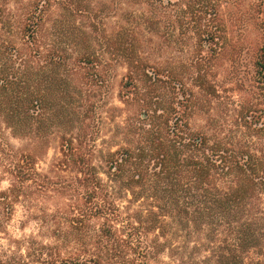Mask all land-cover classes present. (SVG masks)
I'll list each match as a JSON object with an SVG mask.
<instances>
[{
	"label": "trees",
	"instance_id": "16d2710c",
	"mask_svg": "<svg viewBox=\"0 0 264 264\" xmlns=\"http://www.w3.org/2000/svg\"><path fill=\"white\" fill-rule=\"evenodd\" d=\"M8 1L0 0V184L9 188L0 211L10 214L30 184L49 191L37 160L56 134L60 167L77 174L65 189L78 200L66 220L71 257L40 251L0 264H154L166 252L178 264H264V42L253 73L243 56L222 54L236 46L220 0H140L150 14L133 13L110 36L80 2L34 0L16 17ZM100 53L127 70L122 125L111 126L115 109L100 112ZM5 130L30 151L14 149Z\"/></svg>",
	"mask_w": 264,
	"mask_h": 264
},
{
	"label": "rangeland",
	"instance_id": "374dc122",
	"mask_svg": "<svg viewBox=\"0 0 264 264\" xmlns=\"http://www.w3.org/2000/svg\"><path fill=\"white\" fill-rule=\"evenodd\" d=\"M32 1L34 0H9L8 9L13 16L19 17L24 14L25 7ZM68 2L71 4L80 2L83 6L90 7V12L94 16L93 24L100 30V36L102 34L110 36L114 30L129 28L134 21L135 15L133 13L146 12L150 14L149 7L142 5L140 0H68ZM220 3V18L227 26V38L231 46H236L234 49L233 46H228L222 54L225 56L232 54L243 56L242 59H246V63H250V66L247 65V67L248 69L250 67L253 73V60L264 42V13H262L264 7H261L264 2L262 0H220ZM51 6L52 14L48 18L50 20L57 16L59 10L57 3H52ZM44 36V38H48L45 34ZM145 36L154 43V34H146ZM100 54H104L107 64L103 84L106 91L103 100L105 104L100 112L105 118L107 116L105 112L108 108L115 109L116 112H113V116L116 118H114L115 121L111 123V126L113 124L122 125L128 116V111L126 110L127 107L120 101L119 92L127 75V70L122 64L114 63L111 60V54ZM150 55L153 56L154 60V54ZM181 55L184 54H176V56ZM224 70L223 68L219 71L221 76L217 79L218 84L224 79ZM237 95L239 97L240 94L236 93L234 96L236 100L238 99ZM196 120L200 124L204 121L201 118ZM4 135L6 141L14 149L24 152L30 151L27 140L12 137L7 130L4 131ZM110 135L111 133L108 131L101 137L108 138ZM59 137L60 135L56 134L50 138L49 147L38 156L37 160V171L42 175L41 179L49 191L39 192L37 186L30 184L27 195L14 203L10 214L5 215L4 212L0 211V221L3 223L0 229V257L5 260L16 257L32 262L34 256L40 251L44 252L43 258L46 260L53 258V260L62 261L71 257V254L73 255L74 247L65 238V230L66 220L71 214L72 206L77 203L78 197L65 188L73 184V179L77 174L74 169L61 168L59 165L60 161L64 159ZM8 188V180L0 184L1 191ZM99 224L98 220L91 222L87 234H93V230ZM85 241L80 248L89 243V241ZM154 264H178V261L166 252Z\"/></svg>",
	"mask_w": 264,
	"mask_h": 264
}]
</instances>
